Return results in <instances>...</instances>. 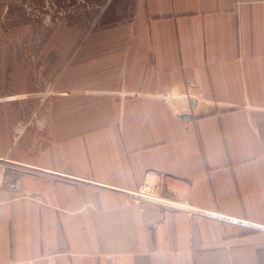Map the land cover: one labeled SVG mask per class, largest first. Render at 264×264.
I'll return each mask as SVG.
<instances>
[{
    "label": "crops",
    "instance_id": "crops-1",
    "mask_svg": "<svg viewBox=\"0 0 264 264\" xmlns=\"http://www.w3.org/2000/svg\"><path fill=\"white\" fill-rule=\"evenodd\" d=\"M135 3L92 127L0 149V264H264V0Z\"/></svg>",
    "mask_w": 264,
    "mask_h": 264
},
{
    "label": "rangeland",
    "instance_id": "rangeland-1",
    "mask_svg": "<svg viewBox=\"0 0 264 264\" xmlns=\"http://www.w3.org/2000/svg\"><path fill=\"white\" fill-rule=\"evenodd\" d=\"M135 5V0H0L5 158L40 162L46 149L92 127L84 121L94 112L88 103L94 89L125 83L126 70L131 78L142 65L138 55L144 49L133 42Z\"/></svg>",
    "mask_w": 264,
    "mask_h": 264
},
{
    "label": "water",
    "instance_id": "water-1",
    "mask_svg": "<svg viewBox=\"0 0 264 264\" xmlns=\"http://www.w3.org/2000/svg\"><path fill=\"white\" fill-rule=\"evenodd\" d=\"M233 222L238 223V224H243V225L251 226V227H254V228H256V229H260V230H263V229H264V228L261 227V226H255V225H252V224H250V223H246V222H244V221H240V220H233Z\"/></svg>",
    "mask_w": 264,
    "mask_h": 264
},
{
    "label": "bare ground",
    "instance_id": "bare-ground-1",
    "mask_svg": "<svg viewBox=\"0 0 264 264\" xmlns=\"http://www.w3.org/2000/svg\"><path fill=\"white\" fill-rule=\"evenodd\" d=\"M155 201H158V200H155ZM158 202H161V201H158Z\"/></svg>",
    "mask_w": 264,
    "mask_h": 264
}]
</instances>
